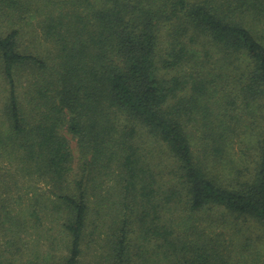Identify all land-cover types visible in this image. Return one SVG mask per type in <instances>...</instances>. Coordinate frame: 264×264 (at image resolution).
<instances>
[{"label":"trees","instance_id":"obj_1","mask_svg":"<svg viewBox=\"0 0 264 264\" xmlns=\"http://www.w3.org/2000/svg\"><path fill=\"white\" fill-rule=\"evenodd\" d=\"M1 94L0 264H264V0H0Z\"/></svg>","mask_w":264,"mask_h":264},{"label":"rangeland","instance_id":"obj_2","mask_svg":"<svg viewBox=\"0 0 264 264\" xmlns=\"http://www.w3.org/2000/svg\"><path fill=\"white\" fill-rule=\"evenodd\" d=\"M38 35L37 34H28L27 36H26V40L28 41L29 40V42H32V41H30L31 39H33V40H35L36 41V43L39 41V39H38V37H37ZM37 39V40H36ZM38 43H40V42H38ZM40 45V44H39ZM43 46V44L41 45V47ZM2 100H3V98H2V94L0 95V102H2ZM70 143H71V148H72V151H73V154H74V157H75V155H78V152H77V149H76V146H75V141L74 140H71L70 139ZM40 246V245H39ZM32 248H35L33 245H32ZM40 249H42L41 248V246L39 247Z\"/></svg>","mask_w":264,"mask_h":264}]
</instances>
